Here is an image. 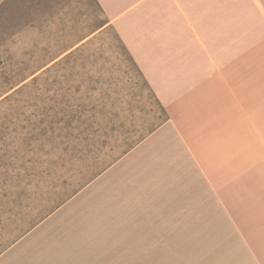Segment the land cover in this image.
I'll list each match as a JSON object with an SVG mask.
<instances>
[{"label": "crops", "instance_id": "1", "mask_svg": "<svg viewBox=\"0 0 264 264\" xmlns=\"http://www.w3.org/2000/svg\"><path fill=\"white\" fill-rule=\"evenodd\" d=\"M106 28L168 118L0 264H264V0H0V69Z\"/></svg>", "mask_w": 264, "mask_h": 264}, {"label": "rangeland", "instance_id": "2", "mask_svg": "<svg viewBox=\"0 0 264 264\" xmlns=\"http://www.w3.org/2000/svg\"><path fill=\"white\" fill-rule=\"evenodd\" d=\"M60 61L0 69V251L168 118L113 29Z\"/></svg>", "mask_w": 264, "mask_h": 264}]
</instances>
